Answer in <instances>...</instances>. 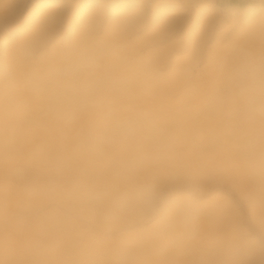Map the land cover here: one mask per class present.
<instances>
[{"label": "clouds", "instance_id": "clouds-1", "mask_svg": "<svg viewBox=\"0 0 264 264\" xmlns=\"http://www.w3.org/2000/svg\"><path fill=\"white\" fill-rule=\"evenodd\" d=\"M231 24L264 45V8L237 13ZM100 27L57 42L59 56L39 70L0 64V169L14 164L20 195L32 206L55 203L59 218L111 249L109 264H163L158 250L186 247L209 205L189 173L172 172L165 183L151 176L135 182L141 170L169 157L175 138L155 112L131 103L145 82L119 66L124 21L114 18L103 40L95 35ZM13 38L0 33V40ZM47 42L38 30L26 41L33 56ZM200 47L197 38L192 67ZM218 98L229 124L249 128L242 163L264 182V53L239 54ZM38 121L76 130L55 161L30 147ZM236 227L244 235L224 241L209 264H264V219L255 233Z\"/></svg>", "mask_w": 264, "mask_h": 264}, {"label": "bare ground", "instance_id": "bare-ground-1", "mask_svg": "<svg viewBox=\"0 0 264 264\" xmlns=\"http://www.w3.org/2000/svg\"><path fill=\"white\" fill-rule=\"evenodd\" d=\"M156 1H158L157 6L153 8V15L151 16V19L147 20L148 23L146 28L151 29L152 31H157L159 30V27L161 28L166 24H173L177 19V13L181 10V7L174 3H168L165 0L117 1L112 5V16L110 20L112 21L114 18H119L124 21L125 24L137 23V21L139 22L141 20L144 21L146 19L144 15L146 10L141 9H143L144 5H153ZM58 4V0H39L31 5L21 20H15L18 15L16 13L11 14L4 20L6 22L14 21L15 25L9 27L4 32L6 36L11 35L14 38L2 40L3 56L0 57V64L14 66L20 71L28 69L39 70L42 66L52 63L57 59L59 56V48L56 41L53 48H51L48 53L44 52V54L42 53V55L39 56V62L27 64L25 56L31 53V48L27 45L26 41L32 37L37 30L41 34L47 36L50 32L49 29H51L49 27L50 24L56 23L57 20L67 18L69 25L65 33L66 39V36L69 38L77 31H90L92 28L94 29L96 26L95 23L99 22L103 17L104 7H96L95 5L97 2H92V0H80V3L70 14L59 8ZM12 6H14V4ZM16 7H19L18 3L14 8ZM261 8H264V6L252 5L246 10V12L251 10L258 11ZM207 11V7H202L198 12L197 18L189 28L188 36L191 48L195 39L199 38L202 41L204 31H206L207 28V20L205 18ZM104 32L105 35L101 38L102 40L108 38L107 29L104 30ZM234 47H236V49H234ZM254 47L260 48L261 52L262 50L264 51V45H262L258 36L254 37L248 32L242 33L239 30L231 34L227 42L223 43V41L219 40L213 46L207 55L208 74L203 79V84L208 88L207 90H209L211 96V98L208 97L209 99L206 100L201 98L202 93H200V88L195 87L182 90L184 89V83L192 78L190 72L191 65L189 63V56L191 53L175 57L172 62L170 73L165 76L156 74L154 70V66L159 57L158 55L161 52H151L143 57L136 55L137 60L135 59L133 62H125V56L128 57L130 54L134 53V50H137L136 48H138V45L133 44V42H128V39L124 37L120 41L118 56L120 67L129 70L143 80H145V78L147 80L148 76H153L148 82H145L144 91L134 96L131 103L138 102L151 104L156 101L167 102L170 96L178 91H181L179 97L180 100L184 102L179 105L176 103L174 104L172 101L173 104L169 106L166 105V112H164L165 110L163 112L153 111L157 113L161 120L170 119V121L166 122L164 126L168 131L174 134L175 142L171 152L173 155H170L172 157L169 156L159 165L149 167L144 169V171L154 175L170 172H178L181 174L189 173L199 179L202 172H205L202 170L203 168H201L203 165L200 163L201 160L199 161L200 158H203L204 160L203 164L206 166V168L203 166L204 170L223 168L222 170L225 171L226 167L224 166L227 165L229 166V170L227 168V174L239 175V177L241 175L244 177V179L241 180L243 183L240 185L244 194L255 191L262 196L263 199L254 202V218L259 224L261 219H264V192L262 191V189L264 190V182L254 180L245 170L242 163V157L246 141L250 135V130L247 129V131L240 132L221 123L209 122V120H212V117L220 118L227 115L218 98L219 92L215 90V87L217 88L216 79L223 71V65L226 61H224L225 57L232 54V49H234V51L237 50L236 54H241L243 51H252ZM228 74L227 76L224 75L226 76V80ZM158 84H162L163 86V94L160 93L163 96L160 100L156 99L159 97V93L157 94V89H155ZM203 84L202 86L204 87ZM225 85L226 83L224 85L222 84V86ZM203 95L206 96V94ZM206 102L208 105L202 106L204 103L206 104ZM57 129L59 130V128H56L55 126L43 124L38 121L35 132L30 138V147L41 151L46 157H49L54 152L57 153V151L63 155L67 145L76 134V130L70 129L72 132H70V141L67 143H61L57 141ZM188 152H191L194 155L191 156L186 154ZM99 179L104 178L99 177ZM135 182H138L136 178ZM0 199L18 206L30 204L26 198L20 195L19 191H0ZM220 199L221 198H216L211 202H207L209 207L206 214L202 217L201 222L218 221L221 218V215L224 216L223 212L225 211H223V207L227 208L229 205L227 206V201L224 200V202ZM234 217L235 215L233 216V219L235 220ZM8 218L9 213L0 208V224ZM230 232L231 233H228L229 235L226 234L227 237L225 239L229 240L239 235V232ZM90 244L91 246H89ZM36 247H38V245ZM36 247L34 249H31V247H23L24 249L22 253L16 249H12L7 253H1L0 264H34L36 259L43 254L42 249ZM98 248L99 245H93L90 240L86 242L78 252H76V256L73 260L76 262L86 260L82 264H109L112 259L111 249L109 252H101L95 250ZM183 249V247L174 251L160 249L156 254V258L160 259L163 264L167 262L165 259L167 260L169 258L170 260L168 261H172L170 264H174L173 261H175L177 257L187 255V251ZM177 260L175 262H177Z\"/></svg>", "mask_w": 264, "mask_h": 264}, {"label": "rangeland", "instance_id": "rangeland-1", "mask_svg": "<svg viewBox=\"0 0 264 264\" xmlns=\"http://www.w3.org/2000/svg\"><path fill=\"white\" fill-rule=\"evenodd\" d=\"M36 1L39 0H0V33H4L9 27L15 25L14 21L6 22L4 21L5 19H7L11 14L16 13L18 15L15 20H21L31 5ZM58 1V7L65 10L69 14L73 12V10L80 3V0ZM117 1L122 0H92V2H97L95 5L96 7H104L103 17L99 21L101 27L95 32L97 38L101 39L104 37V30L107 29L109 26L108 23L110 24L111 22L110 18L112 16V5ZM165 1L168 3H174L181 7V10L177 13L176 21L171 25L166 24L161 28L159 27V30L157 31L147 29V20L151 19V16L153 15V8L157 6L158 1H156L153 5H144L141 10H146V12H144L146 19L144 21H137V23L125 24L128 29V35L125 36V38L128 39V42H133V44L138 45V48H136L137 50H134V53L130 54L131 56H125L124 61L133 62L135 59L137 60L136 55L143 57L151 52H161L158 55L159 57L154 66V70L156 74H159L160 76L169 74L175 57L191 53L192 48L190 47L188 36L189 28L191 27L193 21L197 18L199 10L202 7H207L208 11L205 15L207 28L206 31H204L201 41L199 62L195 67L191 66L190 72L192 78L191 80H188V82L186 81V83H184V89L182 90L197 87L200 88V93H202L201 98L205 100L209 99L211 98L209 90H207L208 88L203 84V79L208 74V53L219 40L225 43L230 38L231 34L238 31V29L233 27L231 24V20L235 14L246 12V10L252 5H264L260 4L259 0ZM17 3L19 7L14 8ZM13 4L14 6H12ZM97 23H95V25H97ZM141 24H143L144 27L140 30H136L137 26ZM68 25L69 22L67 18L57 20L56 23L50 24L49 27L51 29H49V35L47 34L48 42L39 49L38 54L34 56L32 53L27 54L25 56L27 61L26 63L31 64L39 62V56L42 55V53L44 54V52L48 53L51 48H53L56 41L65 40V33ZM234 49H236V47H234ZM234 49H232V54L226 56L224 59V61L226 60L225 64L223 63L222 73L224 74L220 73L218 75L219 78L217 77L216 79L217 88L215 87V90L217 92H220L221 89L224 88L222 84L224 85L227 82L226 76L230 72L237 56L239 55L236 54L237 50L234 51ZM252 51L256 54L264 53L263 50L261 52V49L257 47H254ZM2 56V40H0V57ZM152 77V75L148 76L147 80L145 78L144 82H148ZM162 87V84H158L156 86L155 89L158 90H156V93H159V97L156 99L160 100L162 98ZM180 92L181 91H178L177 93L174 92L175 94L173 93L167 102H155L154 100L155 103L152 102L151 104L138 102L132 103L151 111L163 112L165 110L164 112H166L167 106L173 104V102L174 104L176 103L179 105L184 103L180 100ZM203 94H206V96ZM204 105H208V103L206 102V104L204 103L202 106ZM211 119L212 120H209V122L221 123L240 132L247 131V129H249L246 125L229 124V117L227 115L220 118L212 117ZM161 121L162 124L165 125V123L170 121V119H164ZM70 132V129H57V141L61 143L69 142L72 133ZM186 154L191 156L194 155L191 152ZM170 155L173 154L171 153ZM60 156L62 155L57 151V153L54 152L47 158L51 161H55ZM199 161L203 166H205L203 164V158H200ZM203 166H201V168H203L202 170L205 172H202L200 178L197 179L199 182V197L205 202H211L213 199L221 198L222 201H227V206L229 205V207H223V211H225L223 212L224 216L221 215V218L218 221L201 222L199 235L192 239L186 247H183L185 251H187V255L177 257L178 260L177 258L176 260L178 263L175 262V260L173 261L174 264H209V262L219 259V248L221 244L227 240L225 239L227 237L226 234L231 233L230 231H232V233L233 231L234 233H237V225H243L244 229L249 233H255L259 227L258 222L254 218L253 212L255 208L254 202L263 199L262 196L255 191L245 192L247 195L244 194L240 188V185L243 183L241 180H243L244 177L241 175L239 177V175L227 174L229 166H224L226 167L225 171L222 170L223 168L204 170ZM15 168L16 166L13 164L7 168L0 169V191H19L18 181L16 175L14 174ZM170 173L154 175L141 170L135 178L138 182H142L145 178L151 176L155 177L158 182L165 183L167 182ZM100 180L103 181L104 179ZM262 191L264 192L263 189ZM0 208L9 213V218L0 224V254L7 253L12 249H16L17 251L19 250L22 253L24 248L31 247V249H34L38 245L36 248L40 247L43 254L36 259L34 264H82L86 261L76 262L73 259L76 256V252H78L83 245L86 244V242L90 241L88 234L84 232L82 226L78 223L59 218L55 203H45L40 206H32L30 203L18 206L0 199ZM234 215L235 220L233 219ZM243 235V232H239L238 236ZM89 246H91V244ZM95 250L109 252L110 248L101 244L99 245V248ZM168 260L170 259H165V261H167L165 264H170L172 262Z\"/></svg>", "mask_w": 264, "mask_h": 264}]
</instances>
